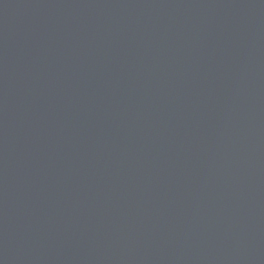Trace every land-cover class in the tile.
<instances>
[{
  "label": "water",
  "instance_id": "water-1",
  "mask_svg": "<svg viewBox=\"0 0 264 264\" xmlns=\"http://www.w3.org/2000/svg\"><path fill=\"white\" fill-rule=\"evenodd\" d=\"M0 264H264V0H0Z\"/></svg>",
  "mask_w": 264,
  "mask_h": 264
}]
</instances>
